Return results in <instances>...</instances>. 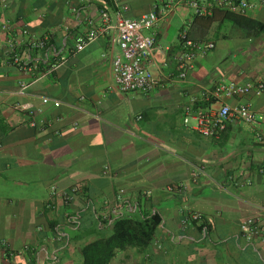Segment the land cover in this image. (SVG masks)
Masks as SVG:
<instances>
[{"label":"crops","instance_id":"0c3cea01","mask_svg":"<svg viewBox=\"0 0 264 264\" xmlns=\"http://www.w3.org/2000/svg\"><path fill=\"white\" fill-rule=\"evenodd\" d=\"M172 2L0 7V264H82L84 247L111 236L117 220L155 214L162 222L154 242L119 252L111 264H264L262 240L243 236L249 219L264 226V92L204 96L222 83H264V34L248 38L220 19L204 24L186 5L169 9ZM152 12L160 20L144 31L156 39L146 65L160 86L124 93L113 70L117 20ZM247 16L264 23V7ZM94 30L102 35L78 51V39ZM184 33L215 44L185 69ZM15 54L35 72L13 65ZM203 101L213 111L249 105L255 122L231 120L218 136H203L187 122L188 109ZM74 188L66 204L62 195ZM190 213L202 219L185 228Z\"/></svg>","mask_w":264,"mask_h":264},{"label":"built area","instance_id":"2783aa9c","mask_svg":"<svg viewBox=\"0 0 264 264\" xmlns=\"http://www.w3.org/2000/svg\"><path fill=\"white\" fill-rule=\"evenodd\" d=\"M174 4H183L190 7L195 12V15L199 17H211L216 9L247 16L250 11L256 8L257 4L264 7V0H258V3L251 0H173L168 6L169 9ZM5 6V0H0V7ZM159 20L160 14L158 12L145 14L139 20L127 19L122 16L117 20V43L121 54L114 60L113 70L116 85L124 93L140 92L150 94L160 86V81L146 65L156 49V39L144 34L145 30L152 29ZM101 35V32L94 30L88 35L80 37L77 41V50L83 51ZM183 41L186 45V51L181 58L182 68L184 69L197 55H206L215 49L214 43H194L188 39L186 33L183 35ZM45 46V41L39 43V47L45 48ZM12 63L21 72L27 74L33 73L37 69L33 63L22 59L19 55L14 56ZM28 87L29 85L22 84L20 92L23 93ZM253 91L263 93L264 83H248L245 85L234 82L222 83L214 91L205 93L204 96L209 99H213V97L236 98L247 96ZM56 106H60V103H56ZM187 114V122H195L193 129L207 137L218 136L221 132L225 131L227 123L231 120H237L246 124H253L255 122V113L249 105L245 104L234 106L224 104L218 111H213L212 108L199 109L197 111L188 109ZM31 126H36V123L32 122ZM52 190L53 195L57 196V188L53 187ZM77 194L78 189L74 188L71 192L64 193L62 199L66 204H70L75 200ZM201 219L200 214L190 213L185 217L183 226L185 228L192 226ZM243 236L250 242L261 239L264 243V226L257 219H249L243 225Z\"/></svg>","mask_w":264,"mask_h":264},{"label":"trees","instance_id":"16d2710c","mask_svg":"<svg viewBox=\"0 0 264 264\" xmlns=\"http://www.w3.org/2000/svg\"><path fill=\"white\" fill-rule=\"evenodd\" d=\"M104 1L112 6V0ZM196 17V20H201L208 25L220 19L223 23L241 29L248 38H259L264 34V23L248 16L216 9L211 17ZM15 55H13L12 60ZM206 102L196 103L193 109L195 111L206 109L208 106ZM161 222V217L157 214L143 218L126 217L117 220L113 225L111 236L84 247L82 264H111L119 252L129 248L147 249L154 242Z\"/></svg>","mask_w":264,"mask_h":264}]
</instances>
